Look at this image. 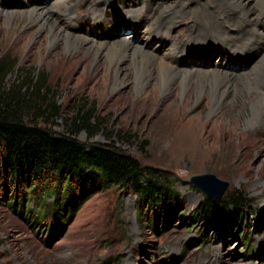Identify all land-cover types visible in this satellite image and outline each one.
Wrapping results in <instances>:
<instances>
[{
    "label": "rangeland",
    "instance_id": "rangeland-1",
    "mask_svg": "<svg viewBox=\"0 0 264 264\" xmlns=\"http://www.w3.org/2000/svg\"><path fill=\"white\" fill-rule=\"evenodd\" d=\"M214 4V0H0V54L17 64L8 85L32 75L43 87L42 94L58 107L57 117L37 118L39 125L71 135L80 129L77 117L90 115L97 128L73 136L86 144L114 146L145 166L169 172L187 215L205 195L190 183L192 176L214 174L230 183L225 195L235 190L246 193L252 200L245 228L252 233L251 240L243 245L242 239H225L210 230L211 239L204 242L200 227L189 231L194 223L186 224L185 219L167 227L161 224L155 231L148 220L138 218L136 196L116 189L93 195L64 229L58 232L53 226L50 232L51 219L36 213L29 220L21 218L3 201L0 190V264H264V126L250 124L251 107L260 94L231 89L222 106L211 112L208 97L197 101L195 85L184 90L175 80L166 91L159 84L160 60L177 70L234 76L260 65L264 47L232 56L228 47H238L223 37L226 28L216 26L219 35L212 37L204 30L214 29L208 14ZM52 7L50 21L57 29H42V20L31 12ZM243 8L237 12L251 11L264 32V15L258 17L264 0L243 1ZM184 12L186 16L180 15ZM237 33L231 29L228 36ZM66 34L96 43L126 39L143 46L157 58L145 91L136 89L132 60L114 65L102 56L97 60L95 49L82 40L73 43L71 38L74 47L69 48ZM119 68L124 70L125 86L116 93ZM151 85L156 92L148 95ZM36 216L37 223L32 224Z\"/></svg>",
    "mask_w": 264,
    "mask_h": 264
},
{
    "label": "trees",
    "instance_id": "trees-1",
    "mask_svg": "<svg viewBox=\"0 0 264 264\" xmlns=\"http://www.w3.org/2000/svg\"><path fill=\"white\" fill-rule=\"evenodd\" d=\"M16 66L0 54V190L18 216L29 220L36 213L51 219L50 232L53 226L60 232L93 195L116 189L136 196L138 218L148 220L155 231L161 224L167 227L185 219L186 224L194 223L189 231L200 227L204 242L211 239L210 230L225 239H242L243 245L251 240L245 228L252 200L246 193L235 190L221 200L204 195L201 205L187 215L169 172L145 166L114 146L86 144L73 136L97 128L90 115L77 117L80 129L71 135L39 125L37 118L57 117L58 107L42 94L43 87L32 75L8 85Z\"/></svg>",
    "mask_w": 264,
    "mask_h": 264
},
{
    "label": "bare ground",
    "instance_id": "bare-ground-1",
    "mask_svg": "<svg viewBox=\"0 0 264 264\" xmlns=\"http://www.w3.org/2000/svg\"><path fill=\"white\" fill-rule=\"evenodd\" d=\"M231 1L233 0H214V6L216 7L213 10L208 11L214 29L210 30L209 28H204V30L206 32H209L212 37L214 35H219L216 26H219L218 29L220 30H222V28L225 30L226 28V32L223 34V37L226 41L230 40L234 43L233 45H237L238 47V49L235 50L230 47V44L229 47L227 46L230 49V54L232 56L239 57L241 55H245L248 51L255 52L256 49L259 50L260 48H263L264 32L257 28L255 23L256 19L252 15H250L251 11H245L242 15L239 14V11L237 12V8L242 11L243 1L246 2V0H234L238 4L237 7L231 6ZM54 11V7L50 9H34L31 12V15H36L42 20V23H40L42 29L48 26H51L53 28L55 27V25L52 21H50V18L52 16V12ZM180 15L186 16L187 13H180ZM263 15L264 11L262 14H259L258 17H262ZM232 17H235V20H233ZM231 29L233 31H237L238 33L228 36V32H230ZM66 36L69 40V48L74 47L73 43H75V41L82 40L79 37H72L69 34H66ZM71 38H73L74 40L73 43L71 42ZM82 41H84L89 46V48L95 49L97 53V60H99L101 56L105 57L111 65H114L116 62L124 63L128 59L132 60V67L135 70L136 89L138 92L145 91L146 83L152 75V65L157 61V58L156 56H154V54L152 55L151 53L146 51L143 46H138L137 44L132 45L129 40L126 39H119L118 41L110 43H96L87 40ZM250 45L256 46L247 47ZM241 48H243L244 50H241ZM130 60L128 62H130ZM157 63H160L161 66L159 84L162 90L168 91L170 89V86H173L171 84L175 80H179L182 83L184 90H187L190 86L195 85L197 90V101L199 102V100L203 99L204 96L208 97L211 100V112H216L222 106V104L228 98L231 89H235L238 94H243L242 91L249 89L250 91L252 90L254 92H258L260 94V98H258L251 107L252 119L250 121V124L251 126H253L254 122H258L257 125L264 126V120L260 121L261 116L264 114V55L259 62L260 65H256L254 68H252V71L250 73H243L237 76L228 74L227 72H219L213 70H177L169 67L166 63L163 62V60L157 61ZM123 71L124 70H122V68H119L116 71L117 77L115 85L113 86V92L118 93V91L123 86H125L124 82L121 80ZM239 85L242 88H240ZM101 88L107 90V86L105 84L101 85ZM155 92V86L151 85L148 95L154 94Z\"/></svg>",
    "mask_w": 264,
    "mask_h": 264
},
{
    "label": "water",
    "instance_id": "water-1",
    "mask_svg": "<svg viewBox=\"0 0 264 264\" xmlns=\"http://www.w3.org/2000/svg\"><path fill=\"white\" fill-rule=\"evenodd\" d=\"M190 183L204 193L205 196L215 200H221L230 186L229 182L221 180L214 174L192 176Z\"/></svg>",
    "mask_w": 264,
    "mask_h": 264
}]
</instances>
